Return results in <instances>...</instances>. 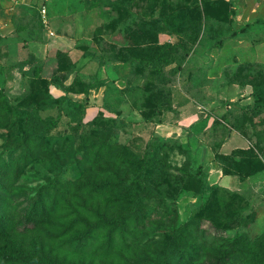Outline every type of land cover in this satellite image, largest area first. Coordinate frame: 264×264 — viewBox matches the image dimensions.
<instances>
[{
  "label": "trees",
  "instance_id": "16d2710c",
  "mask_svg": "<svg viewBox=\"0 0 264 264\" xmlns=\"http://www.w3.org/2000/svg\"><path fill=\"white\" fill-rule=\"evenodd\" d=\"M146 2L148 3V0ZM149 2L152 4L149 9L153 13L158 0ZM189 2L192 4L189 5ZM199 4L203 8V14H193V9ZM229 4L224 0H161L158 18L141 20L134 30L129 29L133 37L136 35L135 42L138 46L146 47L141 45L150 42L148 54L146 49L133 55L132 50L125 53L107 46L95 52H84L82 57L88 61L96 58L97 66L109 62L116 70H124L120 79L125 86L119 91L125 94L127 99H132L140 90L148 92L149 95L144 97L145 101L143 100L137 109L147 123L154 121L159 124L162 121L161 106L164 102H167V105L170 103L166 93L178 79L176 68H166L190 55V48L185 43L165 46L156 44L157 35L161 31L160 24L171 18L176 22H191L189 17H196L195 22L199 23L203 15L205 19L214 20L215 24L228 26L231 10H227L226 6ZM118 5L116 0L112 6L110 3L113 10ZM185 5H188L187 9ZM118 16L120 17V13ZM128 17L129 15L125 14L118 22L98 24L92 31V38L110 34L109 27L114 29L116 24L119 25L122 19ZM35 19L33 25H36L38 34L42 25L37 12ZM249 27L250 24H246V28ZM192 31L195 35L194 29ZM221 44L222 42L217 43L218 46ZM5 54L1 51L0 60L6 59ZM35 60L36 57L29 53L27 58L16 64L21 74L22 90V97L17 106L9 103L5 87L0 85V138L4 141L0 151V264H264V234L252 242L241 237L228 252L210 249L202 243L200 235H196L197 219L207 217L214 229L228 230L233 226L237 227L238 220L235 218L239 214L229 215L227 206L243 199L242 196L246 194L219 185L207 184L206 188L202 189V174L193 175L189 171L181 173V177H185L187 187L193 191L195 197L204 190L208 195L216 192L217 195L210 202L205 201V204L196 207L191 220L181 222L164 233L159 239L160 242L152 238L149 243L141 245L139 239L145 228L141 227L137 213L143 209L151 196L148 189L136 185H141L143 176L149 174L153 165L155 169L152 170V177L167 181L166 169H171L172 166L163 160L155 149H146L150 145L139 153H114L113 146L102 138L103 124H94L98 117L93 122L82 124L85 107L96 103L93 92L102 87L104 90H110L113 86L98 78L96 73L83 74L84 67L79 68L71 63L64 53H58L57 67L51 80H45L40 75L41 66L36 65ZM67 71L74 72V76L70 83L65 85L64 81L68 79ZM59 73V79L54 77ZM237 73L236 71L235 75L239 76ZM250 76L248 74L244 78L235 77L230 82L237 85L249 84L252 104L240 106L242 108L238 110L236 118V111L228 109L218 114L220 116L214 114L210 117L212 128L215 129L226 122L227 131L235 128L243 136L248 133L240 127L249 117L246 112H254L253 114L257 113L261 117L258 127L253 130V145L249 146L248 150L234 149L229 154L218 152L212 159L214 167L223 175H235L241 181L264 180V162L259 157L264 151V78ZM138 78L146 79V90L132 84ZM50 86L64 95L48 101ZM71 95H83V101L72 102ZM104 103L106 98L103 96L100 106ZM53 109L57 110L56 118L49 114L42 115ZM62 116L71 118L69 137L74 143L75 153L83 151L88 165L79 168V175L74 181L63 182L55 176L49 178L45 184L30 189L32 193L29 194L28 188L18 185L17 181L28 165L41 155L54 158V151L48 143L50 138L44 137L52 136L50 132L57 128L58 120ZM227 131L225 130V134ZM218 142L221 146L226 142V137L219 138ZM166 144L165 141L161 142L163 147ZM128 145L129 143H126L124 147L128 148ZM105 148L110 150L106 153L107 157H104ZM128 167L130 168L126 169ZM144 167L146 170L143 172ZM131 176L133 180L128 182L127 179ZM218 190L228 193L231 198L224 208L219 202ZM17 196H23L26 204L19 207L21 201L14 202ZM196 213L197 217L194 219ZM188 238L190 245L186 243Z\"/></svg>",
  "mask_w": 264,
  "mask_h": 264
},
{
  "label": "rangeland",
  "instance_id": "374dc122",
  "mask_svg": "<svg viewBox=\"0 0 264 264\" xmlns=\"http://www.w3.org/2000/svg\"><path fill=\"white\" fill-rule=\"evenodd\" d=\"M114 1L70 0L72 8L64 10L58 19L57 17L54 19L51 29L53 35H48L47 43L44 45L25 47V45H19V40L15 41L16 39L13 38L7 39L6 47L2 46L3 43L0 42V53L2 51L7 54L6 59L0 60V85L5 87L9 103L15 107L22 97L21 74L16 64L27 58L29 53L36 57V65L43 66L40 75L45 80L53 78L51 72L55 71L57 67L58 53L66 54L71 63L79 68H82L80 66L85 68L88 60L83 59L84 52H95L107 46H112L115 51L121 50L125 53L132 50L133 55L142 53L146 49V54H148L150 42L141 45L146 47L138 46L135 42L136 35L133 37V33L131 34L129 29L134 30L135 25H138L141 20L149 21L152 18H158L161 12L158 7L161 0L156 3L153 13L149 9L152 5L149 0L148 3L146 0H116L119 5L115 6L113 10L111 6ZM224 1L227 4L230 2L226 6L227 10H231L228 16L230 20L228 26L222 23L215 24L214 20L205 19L203 15L199 23L195 22L197 21L196 17H189L192 21L185 22L187 24L183 23L181 18L179 19L183 22H176L171 18L160 24L161 31L157 35L156 44L165 46L185 43L190 48V55L186 59L166 68V70L176 68L175 73L178 79L172 86L173 88L171 87L170 91L166 93L169 95L170 103L167 105V102H164L160 108L162 111L161 123L158 124L154 121L147 123L137 109L149 93L140 90L132 99H127V96L119 91L125 86V83L122 88L115 89L113 86V88L110 87V90L109 88L105 90V93L102 92L103 89L101 92L93 93L92 96L98 99L97 104L99 105L90 104L85 107L82 124L93 122L98 117V121L94 124L96 123V126L103 124L102 138L113 146L111 147L114 153L121 151L139 153L150 145L146 149H155V152L160 153L159 156L172 166L171 169H166L167 181L156 180L152 177V170L155 169L153 165L149 174L143 176L141 185H136L148 189L151 196L143 209L137 213L141 227L145 228L139 239L141 245L149 243L152 238L159 241L160 237L174 226L191 220L196 207L205 204V201L210 202L217 195V192L208 195L204 190L203 193L195 197L193 191L187 187L188 183L185 177H181V173L189 171L193 175L202 174L200 181L202 189H205L209 184L208 177L214 174L212 166L215 164L212 159L218 152L229 154L234 149L248 150L249 146L253 145V130L258 127V122L261 119L259 114L246 112L249 117L240 125L241 130L248 132L244 136L235 128H231L228 132L226 122L221 123V126L218 125L215 129L212 128L210 117L214 114L220 116L218 114L228 109L236 111L234 113V118H236L238 110L242 108L240 106L252 104L253 98L249 84L237 85L231 83L230 80L235 77L244 78L248 74L258 79L264 78V0ZM75 2H81L86 10L81 15V27L76 20H80V18L75 15V8H77ZM189 3V5L192 4V2ZM185 8L187 9L188 5H185ZM202 9L200 4L196 5L193 14H199V12L203 14ZM66 12H71V14ZM118 13H120V17ZM125 14L129 17L122 19L114 29L109 27L110 34L97 36L99 40L97 37L92 38V31L98 24L118 22ZM246 24H250V27L246 28ZM64 28L67 31H64ZM193 29L196 32L195 35ZM177 32L178 34H176ZM72 34L74 35L71 36ZM74 36H77V39ZM193 38L194 42H192ZM218 42H222V44L218 46ZM152 46L156 47L153 44ZM79 59H83V61L81 62ZM84 61L85 63H83ZM92 61L85 68V72L95 70L93 72L99 76L98 78L106 80V83L113 78L114 81L122 80L120 78L124 70H116L109 62H106L100 70L99 66H96L98 60L94 58ZM236 71L239 76L235 75ZM60 74H56L54 77L59 79ZM66 75L68 79L64 81V84L68 85L74 72L67 71ZM145 81V78H138L132 84L138 88L141 87L142 90L144 87L146 90ZM54 89L53 86H50L48 101L64 95ZM103 96L104 99L106 98V103L100 106ZM71 98L72 102L74 100L77 103L83 101V95H71ZM222 103L227 105L223 106ZM56 111L53 109L42 113V115L49 114L56 118ZM70 119L62 116L58 120L57 128L50 132L52 136L45 135L44 137V139L50 138L48 143L51 150L54 151L52 154L54 158L50 159L46 155H41L28 165L25 173L18 179L17 184L26 186L29 194L32 193L30 189L45 184L49 178L52 179L55 176H58L63 182L74 181L79 175V168L88 165L83 151L75 153L74 143L69 137L71 136L72 122ZM225 130L227 134H225ZM223 137H226V142L220 146L218 141ZM163 141L167 143L165 147L161 146ZM126 143L130 145L128 148L124 147ZM156 144L158 145L155 146ZM3 145L4 141L0 138V151ZM109 151L108 148H105L104 157H107L106 153ZM257 154L259 155L258 151ZM259 157L264 162V151ZM145 170L146 167L143 168V172ZM132 180V176L127 179L128 182ZM260 186L255 182L248 185V188L245 184L237 186L240 191L246 188V191H243V194L246 195L242 196L243 199L236 200L237 202L234 201L232 205L227 206L229 215L239 214L235 218L238 220L237 227L233 226L228 230L214 229L207 217L198 218L196 235H200L202 243H205L210 249L228 252L233 249L235 242L241 237L252 242L259 235H263L264 189H261ZM218 191L219 202L224 208L231 198L228 193L222 190ZM22 200L23 196H17L14 202L21 201L19 204L21 207L26 204V201ZM219 211L221 212L222 208ZM225 211L228 214L227 210ZM196 217L197 213L194 215V219ZM190 242L188 238L186 243L190 245ZM205 264L207 263L205 262Z\"/></svg>",
  "mask_w": 264,
  "mask_h": 264
},
{
  "label": "crops",
  "instance_id": "0c3cea01",
  "mask_svg": "<svg viewBox=\"0 0 264 264\" xmlns=\"http://www.w3.org/2000/svg\"><path fill=\"white\" fill-rule=\"evenodd\" d=\"M75 4L77 5V8H75V12H76L75 15H78L79 16L78 18H80V20L76 19L77 24L80 25V27H81V21H82L81 15H83L86 10L83 8V5L81 2H75ZM71 5L72 4L70 3V0H3V2L0 5V42L3 43L2 46L6 47L8 45V43H6V41L9 38L16 39L15 41L19 40L18 44L21 46L25 45V47H28L30 45L40 46V45L46 44L47 43V37H48V35H50V32H52L51 29L53 27L52 24L55 21L54 19L56 17L58 19V17L62 14V12L64 10L72 8ZM73 5H74V3H73ZM81 6H82V8H81ZM42 7L45 8V17H46L47 24H44L42 21V17L40 14V9ZM56 11H58V12L56 13ZM36 12L39 13L40 23L42 25V29L39 31L38 34H37L36 25H33V23L36 21V19H35ZM67 14H71V12H68ZM33 31L36 33H34ZM64 31H67V29L64 28ZM61 33H62V31H61ZM73 35L74 34H72L71 36H73ZM74 38L77 39V36H74ZM80 61L82 62L83 59H81ZM91 62H93V61L87 60L85 68L88 65H90ZM83 63H85V61ZM96 66H97V64H96ZM42 67L43 66H41V69H42ZM85 68L82 70L83 74H85V75H87V74L94 75L95 74V72H93L95 70L92 71L93 73L92 72H85ZM101 68H103V65L99 66L100 70H101ZM53 73H54V70L51 72V75ZM97 77H99V76H97ZM109 77L112 78L111 76H109ZM108 84H110L111 86H114L116 89V88H122L123 87L122 85L124 84V82L122 80H118V81L115 80L114 81V78H113L112 80H109ZM54 90L57 91V89H54ZM101 90H102V92L105 93L104 87L99 89L100 92H101ZM58 91L60 92V90H58ZM99 91H97L95 93L93 92V93L96 94ZM95 99H96L95 104H96V106H98L99 105V104H97L98 99L97 98H95ZM101 103H102V99H101ZM215 113H217V112H215ZM222 153L225 154L226 152H222ZM212 170H213L214 174L212 173L213 175L208 177L209 185H219L221 187H224V188H227L230 190L240 191L237 186H241V185L245 184L246 188H248V185H252L253 182H255V183L261 185L260 186L261 189H264V180H262V179H247L245 181H241L235 175H223L221 173V171L214 166H212ZM234 184H236V185H234ZM246 188L240 192L246 191Z\"/></svg>",
  "mask_w": 264,
  "mask_h": 264
},
{
  "label": "built area",
  "instance_id": "2783aa9c",
  "mask_svg": "<svg viewBox=\"0 0 264 264\" xmlns=\"http://www.w3.org/2000/svg\"><path fill=\"white\" fill-rule=\"evenodd\" d=\"M2 2H3V0H0V5H1ZM40 14H41V17H42V21H43V23H44V24H47L46 17H45V8H44V7H42V8L40 9ZM50 35H53V33L50 32Z\"/></svg>",
  "mask_w": 264,
  "mask_h": 264
}]
</instances>
